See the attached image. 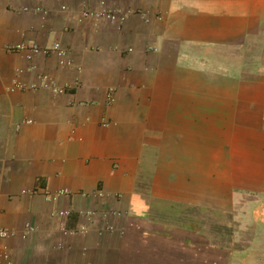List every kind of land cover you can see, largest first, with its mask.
Segmentation results:
<instances>
[{
	"label": "crops",
	"instance_id": "1",
	"mask_svg": "<svg viewBox=\"0 0 264 264\" xmlns=\"http://www.w3.org/2000/svg\"><path fill=\"white\" fill-rule=\"evenodd\" d=\"M54 43L70 66L5 50ZM262 206L264 0H0V228L13 264H245L247 244L222 246L205 215L249 232Z\"/></svg>",
	"mask_w": 264,
	"mask_h": 264
},
{
	"label": "built area",
	"instance_id": "2",
	"mask_svg": "<svg viewBox=\"0 0 264 264\" xmlns=\"http://www.w3.org/2000/svg\"><path fill=\"white\" fill-rule=\"evenodd\" d=\"M81 18H91L94 20H105L110 23L121 24L127 18L126 14L120 12H111V11H92L89 9H84L81 12ZM5 50L9 53H23L26 57L31 58L35 56H43L48 57L51 55H55L58 58L60 66H70L71 62L68 59V51L62 48L58 43H54L49 47H38L36 45L29 44H16L13 46H8ZM23 86L20 83L14 82L10 88V91L21 90ZM42 88L50 89L52 93L56 94L60 92L59 88H57L52 81H50L47 77L42 78ZM107 104H111L113 102L112 93L109 91L106 100ZM24 194V192H22ZM68 192L64 190L57 191L55 193H43V198L48 202H55L59 197L67 196ZM91 213H86V217H90ZM113 215H118V213H113ZM57 216L64 217L66 216L65 212H58ZM86 229L84 227H80L78 230L70 231L69 234H84ZM10 233L4 228H0V264H13L9 257V252L4 246V242L9 238Z\"/></svg>",
	"mask_w": 264,
	"mask_h": 264
},
{
	"label": "trees",
	"instance_id": "3",
	"mask_svg": "<svg viewBox=\"0 0 264 264\" xmlns=\"http://www.w3.org/2000/svg\"><path fill=\"white\" fill-rule=\"evenodd\" d=\"M260 212H264V206ZM249 247L238 253L245 264H264V213L254 221L253 230L247 235L245 245Z\"/></svg>",
	"mask_w": 264,
	"mask_h": 264
},
{
	"label": "rangeland",
	"instance_id": "4",
	"mask_svg": "<svg viewBox=\"0 0 264 264\" xmlns=\"http://www.w3.org/2000/svg\"><path fill=\"white\" fill-rule=\"evenodd\" d=\"M206 218L204 220L205 224V230L208 231V233H214L216 234L220 233L221 241L220 244L222 246H226L229 244V242L233 243L238 248L245 246V241L247 240V235L250 234L249 232H245L243 229L241 230L238 226L235 228L231 226L232 221L229 219H222L220 220V228H218V223L216 220H211L207 216L209 214L205 215ZM208 238L206 237V240ZM232 244V245H233Z\"/></svg>",
	"mask_w": 264,
	"mask_h": 264
}]
</instances>
